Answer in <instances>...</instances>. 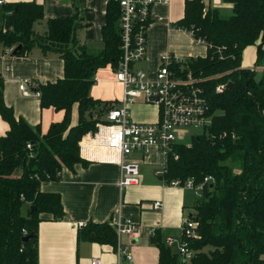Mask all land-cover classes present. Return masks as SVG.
<instances>
[{
  "label": "trees",
  "instance_id": "trees-1",
  "mask_svg": "<svg viewBox=\"0 0 264 264\" xmlns=\"http://www.w3.org/2000/svg\"><path fill=\"white\" fill-rule=\"evenodd\" d=\"M223 1L233 6L228 17L206 7L204 0H186L184 17L175 25L207 41L205 57L171 68L181 77L192 73L208 101L212 123L191 137L188 146H173L163 179L169 184L193 178L198 184L211 176L215 183L204 186L195 206L197 216L192 217L199 224L200 239L189 245L192 258L186 263L156 234L158 264H264V0ZM1 10V45L14 50L22 46L16 56L39 46L64 61V77L36 90L41 108L65 112L63 121L52 124L45 135L6 105L0 77V115L10 126L0 137V264H38L42 215L54 221L65 217L60 194L43 192L41 184L57 181L64 168L74 170L84 163L80 141L96 132L99 122H106L101 114L118 105L94 99L91 89L100 69L111 66L116 71L123 58L120 8L108 1L104 49L98 54L79 45L75 17L49 20L47 33L36 36L34 26L44 19L41 5L9 3ZM250 46L257 47L255 68H244L243 53ZM230 82L231 87L216 92L218 85ZM74 106L79 115L75 125ZM27 236L30 240L23 242ZM78 240L118 247L112 223L89 222Z\"/></svg>",
  "mask_w": 264,
  "mask_h": 264
},
{
  "label": "crops",
  "instance_id": "crops-1",
  "mask_svg": "<svg viewBox=\"0 0 264 264\" xmlns=\"http://www.w3.org/2000/svg\"><path fill=\"white\" fill-rule=\"evenodd\" d=\"M4 4L35 2L43 7L44 19L36 23V36H44L48 31L49 20L75 17L78 27L75 37L80 46L91 54L104 49L103 26L106 23L108 0H3ZM186 0H171L169 5L154 6L153 12L161 21H154L147 33V56L136 67L154 79L162 59L166 56L180 61L189 58L205 57L208 46L196 44L192 34L175 27L184 17ZM206 7H214L222 12L223 0H204ZM0 5V14H3ZM233 6L227 4V14ZM3 26V21H2ZM14 48H5L0 44V77L4 84V100L13 108L17 118H23L33 128H40L45 135L52 124L62 122L64 111L53 107L41 108L40 97L35 91L40 85L53 83L64 77V61L54 52L45 53L34 46L23 56L13 54ZM253 55L249 56L248 52ZM257 47L250 46L243 53L242 66L255 68ZM111 66L100 69L91 89V96L102 101L119 103L124 94L123 86L116 82L115 71ZM110 71V72H109ZM30 82L31 94L20 91V83ZM100 84V85H99ZM98 85L100 89H98ZM117 91V93H116ZM98 92L101 99H98ZM131 117L136 122L153 123L159 119L160 110L153 105L134 103ZM78 107L72 111V124L78 123ZM10 130L9 124L0 115V137ZM98 158V159H97ZM95 159L81 158L84 163L77 164L74 170L64 168L57 181H45L41 190L58 193L61 196L65 217L54 221L49 214L42 215L38 232V264H92L100 260L101 264H116L119 256L111 245H101L86 241L79 242V231L89 222L114 223L120 217L131 219L141 226L137 238L123 236L118 245L132 255L133 264H158L159 249L156 239L150 235L151 228H157L158 238L166 243L167 239H176L186 217L194 215L198 202L193 191L169 186L163 178L156 175L166 165L164 154L152 148L147 154L135 152L128 162L140 167L139 185L121 190V165L111 160L105 153H99ZM161 201L163 208L153 210V203ZM155 240V243L152 242Z\"/></svg>",
  "mask_w": 264,
  "mask_h": 264
},
{
  "label": "built area",
  "instance_id": "built-area-1",
  "mask_svg": "<svg viewBox=\"0 0 264 264\" xmlns=\"http://www.w3.org/2000/svg\"><path fill=\"white\" fill-rule=\"evenodd\" d=\"M117 2L120 8V28L122 38L123 58L115 71V80L123 86L124 94L119 104L112 108L106 116V122L97 124V131L86 134L79 143L80 157L95 159L99 153H105L111 160L118 161L122 169L119 183L121 190L140 184V167L136 163L128 162V157L135 152L147 154L152 148L160 150L167 159L173 146L182 141L185 130H203L210 126L212 117L208 101L192 77L184 80L172 70L174 64L182 62L166 56L154 79H149L145 72L136 67L147 56V33L154 21H161L154 15L156 5H169L171 0H108ZM0 0V5H3ZM196 44L206 45L207 41L193 35ZM99 79L94 77V83ZM30 82L20 83L19 89L25 95L32 91L28 88ZM227 84L216 87L217 93H222ZM40 97L41 93L35 91ZM137 101L158 106L159 119L153 123L136 122L131 117L130 106ZM32 149V145H28ZM98 159V158H97ZM166 169L156 175L164 178ZM165 181V180H164ZM215 179L205 177L203 182L196 183L193 178L185 182L174 180L168 185L191 190L200 199L206 184H214ZM163 208L161 201L153 203V210ZM117 231L118 243L123 236L137 238L141 233V226L131 219L120 217L112 223ZM199 224L192 216L186 217L181 226V239H167L166 244L178 253L186 263L193 256L189 245L200 239ZM157 228H151L150 235L155 237ZM118 262L116 264H133L132 255L120 245L117 247ZM92 264H101L100 260H93Z\"/></svg>",
  "mask_w": 264,
  "mask_h": 264
},
{
  "label": "rangeland",
  "instance_id": "rangeland-1",
  "mask_svg": "<svg viewBox=\"0 0 264 264\" xmlns=\"http://www.w3.org/2000/svg\"><path fill=\"white\" fill-rule=\"evenodd\" d=\"M179 2H181V0H179ZM212 8H214V7H212ZM226 8H227V4L226 5H224V6H222V15L223 16H226V17H228V16H230L231 14H227L228 12H227V10H226ZM217 9V8H216ZM2 21H3V14L1 13L0 14V28L2 27ZM191 33V32H190ZM248 54H249V56H252L253 55V53L250 51V52H248ZM187 60V59H186ZM186 61L185 60H183L181 63H180V66H183V64L185 63ZM112 69V68H111ZM110 72V71H109ZM192 77L194 78V76L192 75V73L191 72H188V73H186V75L185 76H183V79L184 80H190V79H192ZM100 85V84H99ZM98 85V89H100V86ZM116 93H117V91H116ZM98 99H101V97L99 96V92H98ZM138 103H143V104H146V105H153V106H156V105H154V104H148V103H145L144 101H137ZM119 104V103H118ZM132 106V105H131ZM157 108H158V106H156ZM159 109V108H158ZM130 112H131V107H130ZM95 117H102L101 119L102 120H105L106 121V116H107V114H106V116L104 115V116H102V114L99 116V114L97 113V112H95L94 111V114H93ZM78 118H79V115L77 114L76 115ZM65 117V116H64ZM100 123V122H99ZM203 131L202 130H185V131H183V132H181L182 134H183V136H182V141H180V142H178V143H184L185 145H189L190 143V139H191V137H193V136H198L199 134H201ZM18 174H20V172H18ZM197 198V197H196ZM194 216H197V212H196V210H194ZM181 235L182 234H180L179 236H177L176 237V239H174V240H177V241H179L180 239H181Z\"/></svg>",
  "mask_w": 264,
  "mask_h": 264
},
{
  "label": "water",
  "instance_id": "water-1",
  "mask_svg": "<svg viewBox=\"0 0 264 264\" xmlns=\"http://www.w3.org/2000/svg\"><path fill=\"white\" fill-rule=\"evenodd\" d=\"M22 46H19L18 48H16V50H14L13 54L15 55L17 51L21 50ZM232 83L230 82L227 86L231 87ZM35 210V208H33V211ZM31 236H27L23 238V242H28L30 240ZM152 242L155 243V240L152 239Z\"/></svg>",
  "mask_w": 264,
  "mask_h": 264
}]
</instances>
